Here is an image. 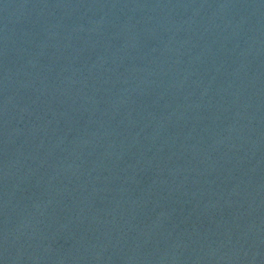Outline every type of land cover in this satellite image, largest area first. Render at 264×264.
<instances>
[{
	"label": "water",
	"instance_id": "obj_1",
	"mask_svg": "<svg viewBox=\"0 0 264 264\" xmlns=\"http://www.w3.org/2000/svg\"><path fill=\"white\" fill-rule=\"evenodd\" d=\"M117 264H264V181L180 233Z\"/></svg>",
	"mask_w": 264,
	"mask_h": 264
}]
</instances>
